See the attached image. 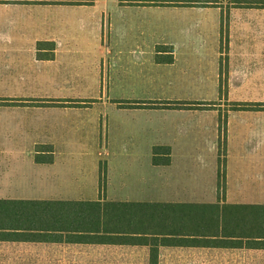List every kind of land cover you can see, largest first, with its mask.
Returning a JSON list of instances; mask_svg holds the SVG:
<instances>
[{"label":"crops","instance_id":"crops-1","mask_svg":"<svg viewBox=\"0 0 264 264\" xmlns=\"http://www.w3.org/2000/svg\"><path fill=\"white\" fill-rule=\"evenodd\" d=\"M248 1L132 0L125 2L126 8L146 18L125 35L134 32L135 38L155 41L152 56L173 57L171 62L156 60L159 66L176 67L179 57H211L219 72L227 70V86L262 93L264 7ZM89 4L95 2H0V199L264 204V97L237 102L235 110L256 112L235 114L234 125L228 119L232 111L219 113L205 144H196L195 133L201 132L196 121L213 119L217 112H198L191 103L208 101H178L185 106L172 108L115 102L150 124L156 122L149 143L146 134L132 143L98 115L77 113L90 111L99 99L68 98L61 43L94 30L84 28ZM39 42H53V51L47 43L39 49ZM52 52L53 57L41 56ZM219 78L224 79L221 73ZM104 128L109 133H102ZM221 136L227 144H220ZM71 137L94 149V163L69 162ZM221 152L226 153L224 162ZM142 153L148 155H138ZM98 238L92 243L25 244L49 250L46 256L54 264L68 259L90 264H264V244L249 245L247 239L190 246L172 235L101 233Z\"/></svg>","mask_w":264,"mask_h":264},{"label":"rangeland","instance_id":"rangeland-1","mask_svg":"<svg viewBox=\"0 0 264 264\" xmlns=\"http://www.w3.org/2000/svg\"><path fill=\"white\" fill-rule=\"evenodd\" d=\"M93 1L95 4H89L87 7L84 28L94 30L92 32L84 30L74 40L61 43V46H64L63 60L67 64L68 98L99 99L94 101L96 106L90 107V111L77 113L98 115L103 121L110 122L111 130H114L115 126L119 127L122 136L127 134V138L133 141L132 143H139L140 135L146 134V141L149 143V139L154 137V134L150 133L154 128L152 125L156 122L150 124L148 118L135 116L128 108L118 107L115 102L145 101L149 106H155L151 104L156 103L157 107L162 105L172 108L185 106L178 105V101L183 103L208 101L191 103L198 112H217L216 121L215 117L213 119L200 117L201 119L196 121L197 125H201L199 127L201 132L195 133L196 144H205L206 137L219 121V113L226 115L228 111H232L228 119H232L234 125L235 114L256 112L235 110L239 107L237 102L264 97L262 94L264 90L260 93L227 86L224 78L225 75L227 76V70L221 71V68L219 72L213 65L214 58L179 57L176 67L156 64V60L165 63L172 58L173 61V57L170 54L152 56L149 51L155 41L139 38L140 35L133 37L138 29V23L146 16L139 14V11L126 8L125 2L132 0ZM127 29H132L134 32L125 35ZM161 49L171 51L169 47H161ZM220 73L223 80L219 78ZM102 133L109 132L104 128ZM77 141V138L71 137V142H68L69 149H73V153L66 154L69 162L94 163L96 160V154L92 152L94 149ZM220 144H227V139H222L221 136ZM230 155L233 157L234 153ZM220 156V161L224 162L226 153L221 152ZM90 179L93 180V176H90ZM220 187L222 190V185ZM48 253L49 250L37 245L25 243L14 246L0 245V264H54L52 259L50 263L46 256ZM67 264L90 263L68 259Z\"/></svg>","mask_w":264,"mask_h":264},{"label":"trees","instance_id":"trees-1","mask_svg":"<svg viewBox=\"0 0 264 264\" xmlns=\"http://www.w3.org/2000/svg\"><path fill=\"white\" fill-rule=\"evenodd\" d=\"M248 3L264 7V0ZM45 43L53 51V42H39L38 48ZM41 56L53 57V52ZM101 233L172 235L190 246L203 241L226 244L224 239L233 238L260 245L264 244V204L0 199V242L92 243Z\"/></svg>","mask_w":264,"mask_h":264}]
</instances>
